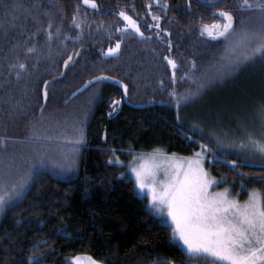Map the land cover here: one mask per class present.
Segmentation results:
<instances>
[{
	"label": "trees",
	"instance_id": "16d2710c",
	"mask_svg": "<svg viewBox=\"0 0 264 264\" xmlns=\"http://www.w3.org/2000/svg\"><path fill=\"white\" fill-rule=\"evenodd\" d=\"M15 2L23 7L12 10L6 6L13 0H0V137L7 138V146L0 147V171L9 157L19 163L35 155L33 148L58 152L59 144H67L54 140L41 145L35 138L28 139L33 123L56 136L61 130L65 134L70 130L67 135H71L74 123L82 121L84 140L70 170L61 171L51 163L39 166L22 201L0 212V264H27V257L36 251L43 253L40 264H69V257L77 254L103 264H168L169 260L211 264L203 256L189 257L172 240L171 228L162 223L163 218L148 208L130 181L118 177L121 167L108 162L113 154L109 149L148 153L159 148L168 155L190 157L203 142L211 149L205 153L203 166L214 177L225 180L232 191L242 186L264 191V167H260L264 158L231 149L249 133L264 137V56L222 77L215 75L226 48L237 42L244 27L259 29L264 13L242 9L241 0H223L215 6L197 0H168L167 10L163 0L159 5L156 0H96L98 9L83 0ZM34 3L41 7H31ZM149 4L151 13L161 17L159 28ZM213 8L233 14L234 31L227 38L201 35V24L218 20ZM121 9L137 20L148 38L139 37L131 28L124 34L116 31L125 23L118 16ZM74 12L86 21L82 28L73 25ZM49 19L54 33L50 45L45 32ZM57 25H61L58 37ZM81 33L80 39H73ZM117 40L121 41L117 53L105 55ZM33 45L36 51L26 52ZM79 48L63 76L46 86L48 96L42 109L43 82L58 75L63 60ZM243 51L241 45L237 55ZM165 57L176 60L175 69ZM19 62L26 64L25 70H9V64ZM16 71H20L19 79ZM97 74L127 84L130 102L160 100L162 104L133 108L125 104L118 86L102 81L65 102L73 90ZM201 80L208 82L177 108L170 92L195 91ZM113 99L121 104L109 115ZM68 112L72 113L71 128H67ZM189 135L194 139L189 140ZM232 160L245 163L233 168L228 163Z\"/></svg>",
	"mask_w": 264,
	"mask_h": 264
},
{
	"label": "snow or ice",
	"instance_id": "6c2138e0",
	"mask_svg": "<svg viewBox=\"0 0 264 264\" xmlns=\"http://www.w3.org/2000/svg\"><path fill=\"white\" fill-rule=\"evenodd\" d=\"M83 3L93 9L99 7L96 0H83ZM156 3L159 5L160 0H156ZM6 7L17 10L23 5L13 0V3ZM31 7L39 8L41 5L34 3ZM147 7L151 13V4ZM240 7L264 13V0H241ZM163 8L167 10L168 0H163ZM26 11L32 14L29 9ZM216 12L223 18V23L201 24V35L207 33L212 38H227L234 31L233 14L224 9H217ZM44 14L51 16L47 10ZM151 15L153 21L156 22V28H159L161 17L155 13H151ZM118 16L122 17L125 23L123 27L116 29L117 32L124 34L131 28L139 37L148 38L145 37V33L141 30L137 20L133 19L127 11L121 9ZM15 19L16 17L12 16L11 23L13 25H15ZM33 19L36 23H41L37 15H33ZM84 22L86 21L81 20L76 12L73 13L72 23L76 28H82ZM52 27L53 21L49 19L47 29H45L49 45L54 36L51 31ZM148 27L151 28L152 25ZM60 32L61 25H57L55 35L58 37ZM31 35H36V33ZM81 35L82 33L73 39L78 40ZM170 44L171 41H169ZM241 45H243L244 51L237 55V49ZM120 47L121 41L117 40L115 46L109 47L105 55L117 53ZM35 51V45L26 49L28 53ZM76 55H79L78 51ZM258 56H264V24L256 30H249L247 27L242 29L237 42L226 48L225 55L215 70V75L222 77ZM73 59V55L69 54L64 61L65 68ZM165 59L173 69L176 68V60L170 57H165ZM192 68H195V61L192 62ZM13 69L25 70L26 64L23 62L9 64V70ZM61 75L63 74L61 73ZM16 76L17 79L20 78V71H16ZM187 76L188 73H185V77ZM103 79L115 78L103 75L94 76L91 81H85V84ZM173 79L175 80V72ZM207 82L208 80H201L195 91L189 90L185 94H178L175 90L170 92L177 108L182 101L186 102L190 97L197 95L200 88L204 87ZM44 84L47 86L49 81H44ZM119 84L124 90V96H127L128 85L123 81H119ZM44 96L47 99V87H45ZM120 104L121 100L113 99L109 115L116 111ZM177 119L179 120L178 115ZM81 125L82 121L74 123L71 135H67L61 130L59 134L53 136L47 134V129L36 127L33 123L28 139L35 138V141L41 145L44 141L51 142L54 140H65L67 144H59L58 152L42 146L33 148L32 151L35 155H28L19 163L14 157L8 158V163L0 171V212H4L10 206L14 207L22 201L27 190H29L30 183L37 175L39 166L51 163L61 171L70 170L74 166L75 154L84 140ZM188 139L193 140L194 137L189 135ZM6 146L7 138L0 137V147ZM238 146L241 149H249L264 156V137L257 138L249 133L247 139H241ZM109 151L115 153L117 149L113 148ZM210 151L208 144L200 142V150L194 152L190 157H177L176 154L168 155L159 148L153 149L149 153H137L133 155L130 162V172L135 178L136 188L141 193L147 190L148 203L155 213L163 216L166 210V217L162 219V223L171 228L172 240L181 245L189 257L203 256L206 260H210L211 264H264V191L251 190L243 202L230 198L227 188L216 192L210 191V186L220 182L216 178L210 177L203 167L205 153ZM108 159L109 163H122L120 158L115 155ZM228 163L233 168H238L245 162L232 160ZM260 167H264V164H261ZM161 170L164 179L158 180L157 174ZM262 178H264V174H262ZM43 258V253L33 252L27 257V264H40ZM69 264H84V260L72 257ZM87 264H101V262L89 257ZM168 264H175V261L169 260ZM186 264H191V260Z\"/></svg>",
	"mask_w": 264,
	"mask_h": 264
},
{
	"label": "rangeland",
	"instance_id": "374dc122",
	"mask_svg": "<svg viewBox=\"0 0 264 264\" xmlns=\"http://www.w3.org/2000/svg\"><path fill=\"white\" fill-rule=\"evenodd\" d=\"M201 31V29H200ZM207 34V33H205ZM204 34V35H205ZM103 82V81H102ZM96 83V82H95ZM93 85V84H92ZM91 86V85H90ZM85 91V90H84ZM72 126V113L71 112H68V126L67 128H71ZM70 130H66V134H70ZM35 140V139H34ZM246 140V139H245ZM44 142H47V141H44ZM239 143L234 146L233 148L231 147L232 150H235V152H237L238 154H242L244 156H249L251 158H256V159H260V158H264V156H261L260 154L258 153H255V152H252L251 150L249 149H241L239 146ZM225 147V146H223ZM226 148H229L228 146ZM220 149V147H219ZM230 149V148H229ZM118 150V149H117ZM121 151H123L124 153L122 152H117V153H113L111 156L115 155V156H118L120 158V161L122 163H111V164H114L116 166H120L121 167V171L119 172V175L118 177L119 178H122V179H125L127 181H130L135 192L143 197L145 199V202H146V205L148 206V208L151 210L150 208V205L148 203V197H147V190L144 191V193H141L137 188H136V184H135V178L134 176L132 175V173L130 172V162L132 161V157L133 155L137 154V153H143V152H147V151H143V150H133V149H128V148H120ZM220 150H224L223 148H221ZM225 151V150H224ZM226 153H228V151L226 150L225 151ZM149 153V152H148ZM110 157V156H109ZM205 158V157H204ZM210 159V158H208ZM108 162H109V159H108ZM137 163H139V161H137ZM249 164H252V163H249ZM204 167V166H203ZM205 168V167H204ZM206 169V168H205ZM207 170V169H206ZM208 174L210 177L212 178H216L217 181H220L219 183H216L214 186H210V191L212 192H216V191H221L225 188L229 189V193H230V198H235V199H238L239 201L243 202L244 200L247 199L248 197V194L251 190L253 189H258V190H261L260 188L258 187H246V186H242L240 189L236 190V191H232L230 185H228L226 182H224L225 180L221 179V178H217V177H214L209 170H207ZM157 179H164V175H163V171L161 170L160 172H158L157 174ZM151 182V181H149ZM153 213H155L153 210H151ZM157 216L161 217V218H165L166 217V210L163 214V216L161 215H158L157 213H155ZM181 246V245H180ZM182 247V246H181ZM183 248V247H182ZM72 257H78L82 260H84V264H87L88 262V258H92L94 259L93 257L87 255V254H77V255H74V256H71L69 257V261L71 260ZM96 260V259H94ZM195 260V259H194ZM97 261V260H96ZM195 262V261H194ZM103 264V263H101ZM196 264V263H195Z\"/></svg>",
	"mask_w": 264,
	"mask_h": 264
},
{
	"label": "water",
	"instance_id": "95a60500",
	"mask_svg": "<svg viewBox=\"0 0 264 264\" xmlns=\"http://www.w3.org/2000/svg\"><path fill=\"white\" fill-rule=\"evenodd\" d=\"M200 1H202L203 3H206V4H213V3L219 2L220 0H200ZM216 38H220V37H216ZM77 51L79 52L80 48ZM69 54L73 55V57H74L73 61L69 64V65H71L72 63H74V61L76 60L78 55H76V53H74V52H70ZM67 58H68V56L63 60V62L61 64V72L58 75L51 76L50 78L46 79L45 81H49L50 82V81L54 80L55 78L63 76V75H61V73L64 74V72L67 69L64 66V61ZM101 75H103L105 77H114V76H111V75H108V74H97L95 76H101ZM92 77H94V76H92ZM92 77L86 79L85 81H91ZM114 78L115 79H103V80H100V81L107 82V83L113 84L115 86H118L120 88L121 92H122L123 100H124L125 104H127L128 106H131L133 108L142 109V108H146V107H151V106H154V105L162 104V101H160V100H150L148 102H142V103H133V102L128 101L127 96H124V90H123L122 86L119 84V81H122V80H120V79H118L116 77H114ZM85 81L79 87H77L75 90H73V92H71V94L68 96V98L65 101L66 103L69 102L74 97H76L77 95H79L80 93H82L84 90H86L90 85L94 84L95 82H98V81H94V82H91L89 84H85ZM45 87L46 86H45V84L43 82L42 90H41V93H42V106H44L45 102H46V99H45V96H44ZM73 94H75V95H73ZM42 106H41V108H42Z\"/></svg>",
	"mask_w": 264,
	"mask_h": 264
},
{
	"label": "flooded vegetation",
	"instance_id": "af4514ba",
	"mask_svg": "<svg viewBox=\"0 0 264 264\" xmlns=\"http://www.w3.org/2000/svg\"><path fill=\"white\" fill-rule=\"evenodd\" d=\"M198 2H201V3H203L202 1H200V0H197ZM220 2H223V0H220L219 2H217V3H213V4H206V3H203V4H205V5H207V6H215V5H218ZM216 8H213V11L217 14V12H216ZM217 17H218V20H216L217 22H219V23H223V18L222 17H220L218 14H217ZM221 38V37H220ZM128 99V98H127ZM129 101V100H128Z\"/></svg>",
	"mask_w": 264,
	"mask_h": 264
}]
</instances>
